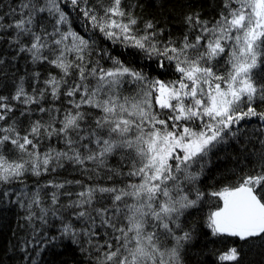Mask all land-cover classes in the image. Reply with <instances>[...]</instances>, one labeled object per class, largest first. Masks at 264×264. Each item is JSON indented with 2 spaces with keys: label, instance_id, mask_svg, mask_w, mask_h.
I'll use <instances>...</instances> for the list:
<instances>
[{
  "label": "snow or ice",
  "instance_id": "1",
  "mask_svg": "<svg viewBox=\"0 0 264 264\" xmlns=\"http://www.w3.org/2000/svg\"><path fill=\"white\" fill-rule=\"evenodd\" d=\"M62 3H70L83 16L86 28L90 25L113 43L139 49L161 70L174 65L179 75L167 81L150 78L116 57H109L112 66L107 68L100 59L93 62L95 42L73 30ZM5 15L13 17L11 22H5ZM186 23L198 29L194 40L185 35L179 44L169 40L159 47L152 21L145 23L143 35L135 34L137 19L124 10L122 0L101 3L100 9L89 0H20L10 13L0 14V32L14 30L10 43L18 46V52L27 53L33 63L47 62L60 70L59 77L50 75L44 82L39 98L50 90L53 99L64 95L71 105L62 119L36 120L23 134L15 121L0 125V185L23 183L26 175L55 171L65 161L84 171L106 167L113 155L131 162L127 173L109 169L114 175L135 178L125 186H85L75 193L76 200L61 205L75 209L73 216L85 225L77 230L63 224L61 235L74 243L83 236L93 245V238L101 236L98 227L105 230L108 238L95 241L96 264H183L182 250L194 237L193 230L182 227L181 217L206 197L216 204L206 220L212 237L264 243V111L257 104L264 105V80L254 72L264 67V0H223L214 23L198 15L186 17ZM221 61L226 65L223 71ZM22 81L11 99L30 112L27 106L40 99L29 95ZM8 99L0 96V121L6 122L14 111ZM39 111L51 116V109ZM254 118L259 127L253 131L261 133L258 168L237 175L234 183L219 190L201 191L198 182L209 154L230 138L237 139ZM53 136L65 147L41 151V141ZM88 164L95 169H88ZM45 186L56 189L50 207L42 206L39 189L27 205L18 194L16 202L28 209L29 221L35 216L34 206L43 222L49 213L61 218L56 205L65 184ZM97 194L101 199L107 195L111 203L96 206ZM218 259L222 264L239 261L240 253L231 247Z\"/></svg>",
  "mask_w": 264,
  "mask_h": 264
},
{
  "label": "trees",
  "instance_id": "2",
  "mask_svg": "<svg viewBox=\"0 0 264 264\" xmlns=\"http://www.w3.org/2000/svg\"><path fill=\"white\" fill-rule=\"evenodd\" d=\"M20 0H0V14L10 13L11 9L18 7ZM101 3L108 4L110 0H89V4L100 9ZM73 30L85 38H90L95 43L92 46L93 62L100 59L104 67H111L112 61L109 57L120 59L126 66L142 70L150 78H160L163 80H174L179 75L175 72L174 65H169L167 70H161L156 65V60H148L146 55L137 48L125 47L121 43H113L106 39L98 30H92L91 26H85L83 16L78 11L73 10L69 4H61ZM122 7L130 12L137 19L134 26L137 36L144 34V26L147 21H152L157 32L156 41L159 47H163L169 40L179 44L185 35L194 40L198 29L190 28L186 23V17L199 16L202 21L214 23L223 10V0H122ZM13 17L5 15V22H11ZM67 27V26H65ZM14 35V30L0 32V96L8 97V103L13 106L14 111L8 114V120L0 121V125L12 124L23 134L36 120L44 123L50 121L55 116L63 118L64 111L71 107L69 98L61 95L59 99H53L50 90L45 96L39 98V90L45 89V81L50 75L59 77L60 70L47 62L33 63L27 53L18 52V46L10 43ZM27 41V37L25 38ZM107 55H104V52ZM99 53V55H98ZM102 57V58H101ZM167 63V61H165ZM226 65L220 62V70ZM257 79L264 80V67L254 70ZM34 73H39L37 78ZM29 95H36L40 102L30 106L31 111L26 110V106L11 99L15 94L17 85L21 83ZM69 84L71 78H66ZM66 87V86H65ZM131 89L132 86L128 85ZM35 90V91H34ZM64 88L61 89V92ZM125 94H129L125 91ZM259 105L258 110L264 111V105ZM40 107L51 109V116L48 112L41 113ZM56 109L60 111L57 112ZM21 112H25L21 115ZM245 123V122H242ZM245 132L241 133L237 139H229L228 143L221 144L209 154L207 166L201 176L198 186L201 191L207 193L211 190L234 183L237 175L245 173L251 174L258 168L259 150L261 145L257 138L260 132L253 129L259 127V122L255 120L246 122ZM59 126V125H57ZM247 134V136L245 135ZM248 137H251L249 139ZM51 146L57 149L65 147L62 140L53 136L51 139L45 137L41 141V151H47ZM11 148V145L7 146ZM13 155H15L13 153ZM131 166L130 160L121 155L109 156L107 166L92 171H84L79 165L65 161L63 167H58L55 171L43 173L40 176L31 174L23 178V183L14 182L10 185H0V264H96L95 258L98 253L94 245L97 239L101 241L107 239L104 236V229L98 227L101 236L93 238V245L87 243V238L78 237L79 243H74L70 237L62 236L61 229L64 223H69L73 228L79 230L85 227L81 220L73 216L76 211L66 206L69 201L76 200L75 193L81 191L85 186H106L123 187L130 180L135 178L127 175H114L109 169H118L127 173ZM88 169H95V165L88 164ZM111 177V179L109 178ZM68 181L73 183L69 184ZM75 181H81L76 184ZM49 182L63 183L65 187L60 189L58 216L53 217L51 213L46 217V222L39 219L41 212L39 208L33 207L35 216L31 221L26 219L28 209L21 208L19 200L25 205L37 189L40 191L42 206H51V193L55 188L46 187ZM9 192L6 197L5 191ZM27 193V197L22 193ZM63 193H72L71 196ZM213 198L206 197L196 208L189 209L181 217V225L185 230H193V240L184 246L182 250L183 264H222L218 257L221 253L227 252L231 247H236L240 253L239 261H225L223 264H264V243L259 239L240 241L232 237H212L206 227L207 216L216 207L212 203ZM110 198L105 195L103 199L97 194V204L108 205ZM108 231H111L110 229ZM55 237V239H53ZM83 249V250H82Z\"/></svg>",
  "mask_w": 264,
  "mask_h": 264
}]
</instances>
